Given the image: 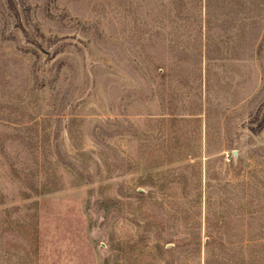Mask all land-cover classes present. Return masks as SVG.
<instances>
[{
  "label": "rangeland",
  "instance_id": "1",
  "mask_svg": "<svg viewBox=\"0 0 264 264\" xmlns=\"http://www.w3.org/2000/svg\"><path fill=\"white\" fill-rule=\"evenodd\" d=\"M0 264H264V0H0Z\"/></svg>",
  "mask_w": 264,
  "mask_h": 264
}]
</instances>
